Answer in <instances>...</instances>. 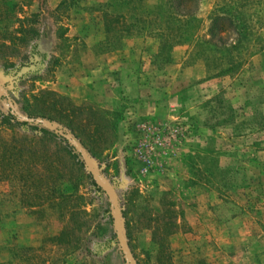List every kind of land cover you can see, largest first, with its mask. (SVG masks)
<instances>
[{
  "label": "rangeland",
  "instance_id": "obj_1",
  "mask_svg": "<svg viewBox=\"0 0 264 264\" xmlns=\"http://www.w3.org/2000/svg\"><path fill=\"white\" fill-rule=\"evenodd\" d=\"M61 1L70 0H0V145L21 156L8 160L15 174L0 166V264H264V15L250 22L239 70L207 78L202 62L182 64L185 46L161 68L141 36L100 53L102 25L88 8L104 0L56 10ZM214 1L198 3L201 39ZM43 24L51 48L32 70L36 38L21 30ZM222 36L231 45L233 32ZM26 118L65 131L89 159L113 195L127 262L108 196L82 158L16 123ZM29 150L50 156L31 160ZM56 161L63 167L51 168ZM24 166L60 198L37 202L44 188L22 186Z\"/></svg>",
  "mask_w": 264,
  "mask_h": 264
},
{
  "label": "trees",
  "instance_id": "obj_2",
  "mask_svg": "<svg viewBox=\"0 0 264 264\" xmlns=\"http://www.w3.org/2000/svg\"><path fill=\"white\" fill-rule=\"evenodd\" d=\"M199 1L157 0L153 5H149L146 0H104L101 3H93L89 6L88 11L99 15L103 30V39L97 43L96 49L100 53L116 51L120 48L124 39L141 36L147 38L155 46V52L149 56L150 64L155 68H161L171 63L173 49L185 46L187 51L183 58L182 64L184 66L200 61L207 72V78L231 76L239 70L243 62L240 57L241 51L245 50L252 41L253 34L250 27L252 18L258 20L260 15H264V8L258 7L261 5V0H215L210 11L209 25L206 31L207 39H201L198 36L199 21L196 18V11ZM75 5L76 1L73 0H70L67 4L61 1L56 10L61 8L67 10ZM255 6L258 9H255ZM32 18L31 22L34 24L37 15H32ZM20 30V28L17 29V31ZM56 30L61 31V27ZM229 30L234 35L231 45L227 44L226 39L222 36L223 33L229 34ZM21 32L24 36H31L32 40L36 38L30 48V64L28 66L29 69H36L45 60L46 53L51 48V27L43 24L40 33H38L30 26L28 29L21 30ZM259 49L263 50V47ZM245 52H249V49ZM3 99L0 96V102ZM13 106L15 107L14 103ZM10 115V119H16L12 113ZM260 119L264 120V117L261 116ZM16 123L30 127L42 137L57 138L64 143L68 149V154L73 159H81L80 155L66 141L45 127L23 122ZM62 132L66 134L65 131ZM29 152L31 155L27 156L29 158L34 157L31 160H37V157L43 163L50 156L46 151L35 152L29 150ZM10 157H13L17 162L20 161V151L15 147L7 149L5 146L0 145V166L3 170L7 169L1 174H5V172L15 174L13 171L16 170L14 167L16 165L8 162ZM186 158L187 162L190 163L188 166L193 167L194 164L190 161L191 156L187 155ZM56 163L52 164L51 168L63 167L60 161H56ZM18 170H20L19 173L17 171L19 181L26 190L44 188L41 197L35 196L40 204L60 198L52 197V199H49V194H55L54 188L48 187V183L41 180V178H37V176L36 179H34L35 177L32 179V175L26 166L19 167ZM55 172L58 173L59 171ZM206 182H209L208 179ZM92 185L94 184L92 183ZM46 191L47 194L44 193ZM154 240L157 242L158 247L162 249L163 239L160 235Z\"/></svg>",
  "mask_w": 264,
  "mask_h": 264
},
{
  "label": "water",
  "instance_id": "obj_3",
  "mask_svg": "<svg viewBox=\"0 0 264 264\" xmlns=\"http://www.w3.org/2000/svg\"><path fill=\"white\" fill-rule=\"evenodd\" d=\"M8 105L11 108V104L9 102H8ZM21 120L24 121V122H27V123L37 124V125H41V126L45 127L47 130L53 132L54 134H56L57 136H59L63 140H65L80 155V157L84 161V165L86 167V170L91 175V177L95 181L96 185L98 187H100L101 190H103L108 196L109 208H110L111 216L113 218V227H114L115 234H116V237H117V242H118V245L121 247V252H122V255H123V259H124L125 262H127V256H126L125 248H124V246L122 244V241L120 239L119 230L117 229V227L115 225V221H114L115 215H114V211H113V195L107 188L103 187L100 184L99 180L97 179V176L95 175V173H94V171L92 169V166L90 164L89 159L85 156V154L80 149V147L69 136H67L66 134H64L60 130H58L56 127H54V126H52V125H50V124H48L46 122L37 120V119L31 120V119H27L26 118V119H21Z\"/></svg>",
  "mask_w": 264,
  "mask_h": 264
}]
</instances>
